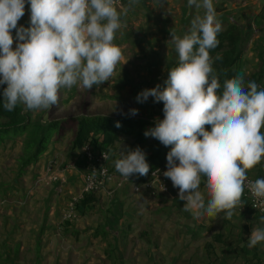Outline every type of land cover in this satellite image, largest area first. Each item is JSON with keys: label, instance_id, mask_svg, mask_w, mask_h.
Masks as SVG:
<instances>
[{"label": "clouds", "instance_id": "9594fccd", "mask_svg": "<svg viewBox=\"0 0 264 264\" xmlns=\"http://www.w3.org/2000/svg\"><path fill=\"white\" fill-rule=\"evenodd\" d=\"M28 3L30 19L25 27L18 26L25 14V0H0V86L6 85L2 92L6 111L15 110L18 104L25 111L49 109L57 104L61 88H71L79 81L90 90L109 81L123 59L122 49L113 43L115 34L136 0H129L120 11L117 0ZM188 4L203 7L205 13L191 20L182 37L174 28L169 32L178 66L168 71L164 87L145 88L136 100L144 103L152 97L156 103L163 102L164 118H155V126L144 135L172 146L163 176L179 189L183 210L196 218L201 210L209 217L223 213L230 220L233 210L243 206L247 170L264 158V88L254 80L246 82L242 73L221 83L213 69L221 57H210V50L219 43L217 34L223 30L213 0H188ZM112 111H117L116 104ZM130 114L137 115L138 109H131ZM146 157L139 145L132 149L121 142L115 169L128 179L146 176L150 169ZM202 177L207 204L200 190ZM248 188L254 197L264 198V178L250 181ZM259 220L264 224V215ZM262 242L264 230L252 231L248 247Z\"/></svg>", "mask_w": 264, "mask_h": 264}, {"label": "crops", "instance_id": "0c3cea01", "mask_svg": "<svg viewBox=\"0 0 264 264\" xmlns=\"http://www.w3.org/2000/svg\"><path fill=\"white\" fill-rule=\"evenodd\" d=\"M140 1L146 9L157 8L158 12L156 15L142 13L133 29L138 40L144 30L148 32L142 27L147 20L164 24L156 27L161 28L159 32L165 40L173 28L178 36L188 33L189 9L195 7L190 6L188 0H163V7L161 0ZM213 6L216 14L228 15L230 21L240 23L243 28L253 25L249 39L254 41V53L258 52L264 43V0H213ZM29 8L25 0L27 15L18 23L29 21ZM175 13L179 18L175 19ZM178 23L184 24L182 28H178ZM153 30L151 25L150 31ZM172 45L167 55L173 57L178 53L173 42ZM122 53L124 56L125 52ZM173 60L164 73H153L158 66L148 65L145 75L162 77L158 83L161 85ZM117 67L120 69L115 72L125 71L123 66ZM104 84L102 88L109 90L110 84ZM155 108L158 110L156 105ZM33 111L34 119L40 110ZM72 130V135L67 133L60 138L54 135L48 149L23 170L20 159L24 154L26 133L0 140V263L34 264L40 259L53 264H247L256 254L264 260V242L248 247L251 232L264 230L259 220L264 213L243 199V206L233 210L230 220L225 219L223 213L209 217L203 210L196 218L183 210L185 202L178 198L179 189L174 188L172 182L169 191L127 193L131 185L118 171H113L104 185L90 193L94 200L81 203L88 164L85 154L79 155L82 147L73 144ZM261 132L264 134V128ZM121 142L132 149L139 145L147 153L146 159L155 151L154 138L149 137L139 144L133 135L122 134L113 146L111 167L115 166L114 157L119 158ZM81 163L86 166L78 167ZM263 172L264 158L251 169L253 175ZM51 182L57 184L56 192L41 193L42 187L45 188L43 184ZM205 183L202 177L200 190L207 204ZM37 240H42L40 245ZM52 245L54 256L48 254ZM38 246L43 256L37 255ZM20 248L24 252L18 255Z\"/></svg>", "mask_w": 264, "mask_h": 264}, {"label": "rangeland", "instance_id": "374dc122", "mask_svg": "<svg viewBox=\"0 0 264 264\" xmlns=\"http://www.w3.org/2000/svg\"><path fill=\"white\" fill-rule=\"evenodd\" d=\"M136 2L139 3V5L130 8L127 12V15L122 16L121 28H119L115 34V39L113 43L119 46L122 49V51L125 52L122 61L118 63L117 66L120 65L123 66L125 71L115 72L116 70L120 69L119 67L116 66V69L112 77H110L109 81H106L107 84H110L108 85L109 90H105L104 88H102V86L106 85L104 83L99 87H96L94 85L92 89L88 90L83 88L82 83L78 81V83L72 86L71 88H61V90L58 92L57 104L55 106H50L49 109H40V112L34 116L35 117L34 119L41 118L43 121H47L51 117L53 118V117L74 116L82 113L119 114L122 112V113L130 114V110L133 108L138 109V114L135 116L149 117L154 120L157 117L160 119L164 118L163 110L161 111V109L153 101L152 97H149V99L144 103H139L136 100V96L143 89L155 87L159 83V81H161L162 77L151 78L149 75L148 76L145 75L147 74L145 69L149 67L148 65L158 66L154 68L153 73L155 72L164 73L165 69H167L168 66H170V64L172 63L174 56L177 57L178 54L177 55L174 54L173 57L167 55L171 52V48L173 49L170 35L167 37V40L162 39L161 32H159L161 28L156 27V26L160 27L164 24H154L152 20L150 21L147 20L148 24L142 23V27L145 26L148 32L144 30V34L140 38V40L136 38V32L133 29L137 27L136 24L140 20L141 18L140 16H142V13L150 12L153 14L155 13L156 15L158 12L157 8L147 7L146 9L143 5H141L140 0H136ZM128 3L129 0H122L121 3L122 6L120 7L119 5L117 6L119 11L123 9L125 6H127ZM176 10L178 11V9ZM189 10L191 12L190 22L197 15L203 17L205 13V9L202 7L200 8L191 7ZM26 15L27 14L25 13L24 17ZM176 16H178L177 18H179V15L177 13H175V19ZM216 16L217 19L221 21L222 28H225L230 22V18L228 15L216 14ZM153 20H156V18H153ZM19 25H24L25 27H28L29 21L26 23L25 22L18 23V26ZM151 25H152V29H154L152 32L150 31ZM176 25L178 26V28H182L184 24L178 23ZM186 26H188V24H185V27ZM190 26L191 23L189 24V27ZM246 28L248 29V33L249 34L251 33L250 35H252L254 31L253 25H250V27H245V29ZM131 32H133L134 34ZM12 35H13V40H16L15 29L12 30ZM253 42H254L253 39H249L246 42L243 50V56L236 63L235 69L237 74H241V73L244 74L246 82L249 80H254L255 82H261L262 84H264V70H263L264 50H260L261 47L264 48V43L258 48V52L254 53L255 50L253 49L254 48ZM15 46H16V42L13 43L12 47L14 48ZM177 59L178 57L175 58L174 60L176 61ZM131 68L134 71H132ZM115 104L117 105V111H112L113 108L115 107ZM155 105L158 108V110H156ZM31 111L33 116L34 111L33 110ZM67 127L68 128L65 129L66 133L64 135H66L67 133H70V135H72L71 130L74 129L73 127H75V125L68 124ZM72 131L74 132V130ZM84 154H85L84 150L82 152H79V155H84ZM114 159L116 160V157H114ZM84 166H86V164L84 163L78 165V167L80 168ZM111 171L112 172L114 171V173L117 172L115 166L111 167ZM125 178L126 177H124V181H126L131 185V188L127 187V193H131L132 190L134 192H141L140 190H136L133 187V184ZM56 185L57 184L52 182L47 183L46 185L43 184L45 188L42 187L40 192L47 193L48 195L51 193H55ZM38 238L41 239L40 236ZM37 241H38V245H40V243L42 242V240H37ZM49 249L50 250L48 254L54 256V250H53L54 246L52 245L51 248ZM35 250L38 256L41 255L43 256L41 251V246H38L37 249ZM20 252H24V250H22L21 248L18 249L17 254L20 255ZM49 255L47 256L51 257ZM0 264H7V263L4 262ZM14 264H27V263L20 262ZM34 264H53V263L50 262L43 263L40 259H38Z\"/></svg>", "mask_w": 264, "mask_h": 264}, {"label": "trees", "instance_id": "16d2710c", "mask_svg": "<svg viewBox=\"0 0 264 264\" xmlns=\"http://www.w3.org/2000/svg\"><path fill=\"white\" fill-rule=\"evenodd\" d=\"M222 29V32L217 34L218 46L210 50V57H221V59L215 60L213 63V69L221 83H223L224 79L231 78L234 74H237L235 65L242 58L245 44L249 40L248 30L236 21H230ZM178 64L179 59L173 63L171 69L178 66ZM166 79L167 76L164 81ZM164 81L161 87L165 86ZM256 83L260 88H264V84L261 82ZM4 87L6 85L0 86V140L5 136H17L26 133L23 145L24 154L20 159L21 170L38 160L40 155L48 149L54 135L57 134L58 138L63 136L66 133L65 129L68 128V124L75 125L73 127V144L81 147L90 137L93 142L100 140L103 146L113 147L122 134L133 135L138 143L141 144L149 138L145 137V130L155 126V120L152 118L132 116L128 113H82L74 116L51 117L47 121H43L41 118L33 119L32 111H25L22 104H18L13 111L4 109L2 100ZM156 105L163 110V102L156 103ZM117 121L121 123V127L115 126ZM206 128L210 130V126H206ZM171 147H165L156 140L155 151L147 158L150 169L166 158ZM93 200V195L89 193L85 194L80 202L87 203ZM262 262L263 260L256 254L247 264H263Z\"/></svg>", "mask_w": 264, "mask_h": 264}, {"label": "built area", "instance_id": "2783aa9c", "mask_svg": "<svg viewBox=\"0 0 264 264\" xmlns=\"http://www.w3.org/2000/svg\"><path fill=\"white\" fill-rule=\"evenodd\" d=\"M121 3L122 0H117V6ZM82 148L86 154L88 163L85 173V182L82 188L83 197L85 194H89L104 185L112 175L111 165L108 161L113 153V147L103 146L100 143V140L93 142L90 137L83 144ZM166 167L167 160L165 158L157 166L149 169L148 175H133L129 177V179H125L129 180L133 184V187L141 192H154L157 189L169 191L172 181L163 176V172L166 170ZM246 175L247 180L245 181V191L241 199L245 200L247 203L253 205V207L264 213V198L254 197L248 188V183L250 181L254 182L256 179L264 178V172L260 175H253L251 173V169H249L247 170ZM262 263L264 264V260Z\"/></svg>", "mask_w": 264, "mask_h": 264}]
</instances>
